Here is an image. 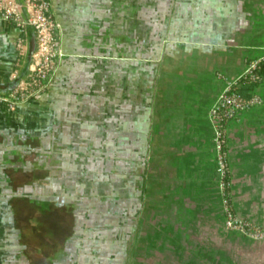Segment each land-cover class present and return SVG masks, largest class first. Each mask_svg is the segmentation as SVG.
Here are the masks:
<instances>
[{
    "label": "crops",
    "instance_id": "crops-1",
    "mask_svg": "<svg viewBox=\"0 0 264 264\" xmlns=\"http://www.w3.org/2000/svg\"><path fill=\"white\" fill-rule=\"evenodd\" d=\"M51 1L66 56L50 88L0 102V264H119L147 167L197 173L211 108L264 56V0ZM34 40L0 20V95ZM243 91L264 100V84ZM228 127L234 160L264 173V103Z\"/></svg>",
    "mask_w": 264,
    "mask_h": 264
},
{
    "label": "rangeland",
    "instance_id": "rangeland-1",
    "mask_svg": "<svg viewBox=\"0 0 264 264\" xmlns=\"http://www.w3.org/2000/svg\"><path fill=\"white\" fill-rule=\"evenodd\" d=\"M212 140L186 179L147 167L135 235L119 264H264V173L247 175L234 160L229 127L221 152L215 133Z\"/></svg>",
    "mask_w": 264,
    "mask_h": 264
},
{
    "label": "built area",
    "instance_id": "built-area-1",
    "mask_svg": "<svg viewBox=\"0 0 264 264\" xmlns=\"http://www.w3.org/2000/svg\"><path fill=\"white\" fill-rule=\"evenodd\" d=\"M25 3L26 16L21 12L17 0H0V20L14 24L21 33H27L31 28L36 43L27 76L20 78L18 72L12 74L13 88L0 95V102L11 111L45 94L58 72L61 60L66 56L61 45L62 25L53 12L52 1L25 0ZM18 47L21 54L27 49L24 38L18 39ZM262 84L264 56L250 62L239 77L229 81L211 108L209 120L220 152L230 122L240 120L243 113L264 103L260 94H245L243 90Z\"/></svg>",
    "mask_w": 264,
    "mask_h": 264
},
{
    "label": "water",
    "instance_id": "water-1",
    "mask_svg": "<svg viewBox=\"0 0 264 264\" xmlns=\"http://www.w3.org/2000/svg\"><path fill=\"white\" fill-rule=\"evenodd\" d=\"M35 47H36V43H35V40H34V42H33V47H32V54H33L34 51H35Z\"/></svg>",
    "mask_w": 264,
    "mask_h": 264
},
{
    "label": "trees",
    "instance_id": "trees-1",
    "mask_svg": "<svg viewBox=\"0 0 264 264\" xmlns=\"http://www.w3.org/2000/svg\"><path fill=\"white\" fill-rule=\"evenodd\" d=\"M246 94V92H244Z\"/></svg>",
    "mask_w": 264,
    "mask_h": 264
}]
</instances>
